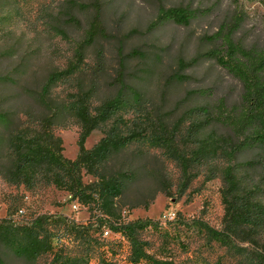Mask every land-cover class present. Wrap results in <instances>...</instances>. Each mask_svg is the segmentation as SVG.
<instances>
[{"label":"rangeland","instance_id":"1","mask_svg":"<svg viewBox=\"0 0 264 264\" xmlns=\"http://www.w3.org/2000/svg\"><path fill=\"white\" fill-rule=\"evenodd\" d=\"M95 1L102 10L103 33L83 51L77 80L54 88L52 99L56 102L67 103L79 82L84 89L94 84L96 91L90 103L97 106L115 92L113 77L122 61L126 81L172 121L205 100L195 91L206 90L214 98L223 94L235 97L239 85L206 52L215 44L208 36L233 13L236 2L243 5L246 16L235 37L248 44L263 40L260 17L264 10L253 0H0V76L15 79L12 84L0 85V107L10 115L8 125L0 124V135L6 137L26 118L23 87L37 88L50 71L62 70L69 60H75L73 54L85 38ZM173 6L196 9L198 16L187 25L158 21L160 11ZM65 11L73 13L79 22L65 21ZM97 51L102 53L104 66L94 74ZM192 58L198 60L178 67L180 60L189 62ZM34 109L42 111L39 106ZM65 123L55 125L53 131L62 139L64 156L74 158L81 127L73 117L68 116ZM102 136L101 129L93 130L85 146L92 147ZM2 146L6 155V145ZM8 159H3L4 165ZM109 165L139 172L117 205L123 221L150 218L157 222L156 228L139 232L148 253L175 264H247L241 251L209 238L197 225L202 222L223 228V183L218 175L209 177L204 168H196L188 186L182 188L179 166L148 139L132 142L115 154ZM160 175L166 179L170 196L156 180ZM92 179L82 172L83 182ZM39 214H57L77 226H89L80 232L57 224L48 227L52 245L62 246L68 256L88 260L89 264H129L128 243L104 234L108 228L99 224L101 213L96 206H84L55 186L30 190L23 184L6 183L0 174V219L24 223ZM46 262L48 258L41 257L36 264Z\"/></svg>","mask_w":264,"mask_h":264},{"label":"trees","instance_id":"2","mask_svg":"<svg viewBox=\"0 0 264 264\" xmlns=\"http://www.w3.org/2000/svg\"><path fill=\"white\" fill-rule=\"evenodd\" d=\"M253 1L264 10V0ZM234 6L233 13L208 36L215 44L206 53L239 85L235 97L230 99L223 94L214 98L206 90L195 91L205 100L170 121L126 81L122 61L113 77L115 92L97 106L90 103L96 91L94 84L84 89L76 82L77 89L67 103L52 99L54 88L77 80V69L84 62L83 51L103 33L100 3H92L93 13L85 38L73 54L75 60H69L62 70L50 71L37 88L23 87L28 105L26 118L7 138L0 135V174L6 183L23 184L30 190L41 185L55 186L84 206H96L101 213L99 224L108 228L117 242L128 243L129 264H175L148 253L139 238L140 231L156 228V221H123L118 210V200L139 172L123 166L111 167L109 163L132 142L148 139L179 166L182 188L188 186L194 169L200 167L209 177L218 175L222 179L223 228L202 222L197 225L209 238L241 251L247 264H264V14L260 17L262 42L248 44L235 37L246 12L243 5L236 2ZM63 15L70 24L79 22L71 12ZM197 16L196 9L173 6L162 9L158 21L187 25ZM96 56L94 74L104 66L102 53L97 51ZM197 60H180L178 67L190 66ZM14 80L10 75L0 76V85L12 84ZM36 106L42 111H35ZM68 116L81 127L74 158L64 156L62 139L53 131L55 125L65 126ZM8 120L9 112L0 107V124L8 125ZM95 129H101L103 136L87 148L86 138ZM2 145H6V155ZM6 157L9 159L4 165ZM83 171L93 179L83 182ZM156 180L170 196L166 179L160 175ZM55 224L73 232L89 229L88 225L77 226L57 214H39L24 223L0 219V264H36L41 257L48 258L45 264H89L88 260L68 256L62 246L52 245L48 227Z\"/></svg>","mask_w":264,"mask_h":264},{"label":"built area","instance_id":"3","mask_svg":"<svg viewBox=\"0 0 264 264\" xmlns=\"http://www.w3.org/2000/svg\"><path fill=\"white\" fill-rule=\"evenodd\" d=\"M74 206H75V205H74ZM104 234H105V235H109V234H110V235H112V233L110 232V230H109V229H107V230H104Z\"/></svg>","mask_w":264,"mask_h":264}]
</instances>
